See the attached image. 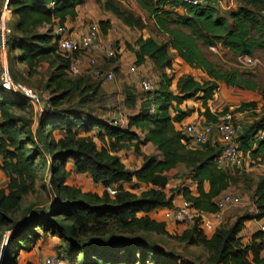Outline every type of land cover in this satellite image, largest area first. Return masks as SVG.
Here are the masks:
<instances>
[{"label": "trees", "instance_id": "trees-1", "mask_svg": "<svg viewBox=\"0 0 264 264\" xmlns=\"http://www.w3.org/2000/svg\"><path fill=\"white\" fill-rule=\"evenodd\" d=\"M118 1L106 0L103 8L132 28L147 27L125 11ZM136 1L155 20L157 30L167 39L159 43L151 36L141 35L134 44L127 42L126 48L135 54L138 66L149 58L158 68H168L171 74L163 73L159 88L146 92L140 111L129 116L126 127L96 119L85 121L78 113L70 114L62 108L73 92L86 95L90 90L96 92L101 88L98 83H88L85 75L73 81L66 77L69 59L60 53L53 32L56 23L65 24L68 19H76L77 7L86 0L9 1L15 21L10 25L13 33L8 51L11 50V54L17 52L12 59L26 64L31 75L44 59L52 58L54 71L48 84L60 92L49 98V107L53 106L54 114L44 112L35 130L33 118L15 113L16 109L24 110L27 101L31 100L18 92H8L0 85V170L8 178L6 185L0 187V238L3 228L9 226L12 230L1 264H18L21 252H31L43 236L52 233L53 236L60 234L63 239L67 237L71 243L79 237L86 238L84 245L74 246L66 258L59 254L67 264H197L178 260L161 249H150L127 235L136 231L167 234L165 221H158L148 213L160 206L173 205V195L166 191L170 182L168 172L180 163L190 167L197 183L195 192L186 187L180 194L198 209L218 210L217 197L237 182L236 176L227 174L217 164L221 149H192L185 145L191 138L177 129L175 123L184 121L195 110H179L176 105L190 99L199 100L204 108L201 115L210 122H217L229 112L227 108L213 112L209 105L216 99L220 83L258 91L264 101V86L251 72L217 65L207 58L200 46L221 45L242 57L252 56L258 50L264 52V17L260 14L264 11V0H236L240 5L229 13L231 21L212 4L215 0L205 6H194L181 0ZM167 6H173L175 10L166 9ZM47 25L48 29L41 31L40 28ZM99 26L101 32L107 34L111 23L100 20ZM169 48L187 63L204 69L213 79L200 81L192 73L183 74L177 80V91L172 90L176 75ZM114 70L118 71L119 67ZM13 77L17 79L15 75ZM137 101V95L127 90L125 103L136 108ZM257 108L258 101L252 100L242 102L236 110ZM58 110L63 113L58 115ZM77 128L86 133L98 128L96 136L101 145L93 136H79ZM252 130L251 135H239L238 141L254 162H261L264 160V138L258 139L257 135L264 133V112L254 121ZM55 131L60 137L55 136ZM136 131L144 138L140 139ZM256 141L258 144L253 147ZM148 142L155 145L157 152L143 155L140 146ZM132 147L143 155L144 160L141 167L133 170L118 155L119 151ZM46 152L50 154L49 181L54 202L46 211L37 210L25 220L15 222L13 214L21 207L24 196L32 193L42 167L39 160ZM70 160L74 161L76 172L88 173L95 183L104 187L137 180L151 184L152 188L139 196L123 189L121 184L116 186L115 196H110L106 190V197L82 194L67 183ZM206 182L208 190L205 189ZM253 201L257 208L254 216L243 213L229 227H224L223 223L211 236L204 234L196 222L185 231L184 237L202 245L209 253L208 260L215 264H264L261 256L264 232L257 231L248 243H243L240 236L247 221L264 219V176L256 183Z\"/></svg>", "mask_w": 264, "mask_h": 264}, {"label": "rangeland", "instance_id": "rangeland-1", "mask_svg": "<svg viewBox=\"0 0 264 264\" xmlns=\"http://www.w3.org/2000/svg\"><path fill=\"white\" fill-rule=\"evenodd\" d=\"M224 1L225 7H223L222 9L226 11L235 10L240 5L236 0ZM118 4L125 11L134 15L135 18H139V20L143 21L145 23L144 25H146L147 27L143 30L140 28H132L122 22L115 14H112L109 11L107 12L103 8V6L100 5V3H93L91 5L90 15L92 18L87 20V22L85 21L87 28L89 29L94 24H99L100 20H96L98 17H105L107 20H109L111 23V28L109 29V32L107 34H103L101 32V38L114 43L115 48L118 50V53L116 54V57H110L111 59L117 58L116 61H112L110 60V58H104L99 54L96 55L95 51H92L88 54H83L81 56L83 59L81 72L79 74H66V77L72 81L77 79L78 77H81L82 75H85L88 83H98L101 85V88H99L96 92H94V90H90L86 95H83L84 93L81 94L80 92L75 91L66 101L63 102L62 108H64L65 111L70 114H72L73 112L78 113V115L82 116L85 121L96 119L102 122L115 123L118 121L120 123L121 119H125V116L128 114V110L134 109L125 103L127 90H131L133 93H135L138 97V103H142V100L146 97V91L141 88L137 75L130 69L131 65H136L140 73H142L143 76L151 81L153 85V89L151 91H155L159 87L160 81L162 79V71L158 69L152 61L148 60L144 65L138 66L136 64V58L134 54L126 48L127 42L134 44L136 39L141 35L148 37V35L150 34L157 40H163L164 36L157 30L155 20L150 17V15L146 11L141 9L136 0H119ZM84 6L85 8H88L89 4L86 3ZM84 6L80 8L79 14L84 15V13L82 12V10L85 11ZM228 6H230V8H227ZM7 8L9 9V12L6 15L7 20H9L11 19V17H13V12L9 8V5L7 6ZM260 14L262 15V17H264V11ZM10 21L7 22L9 25L12 24ZM68 29L70 30L71 28L68 27ZM205 51L210 56L212 61H214L217 65L226 69H240L242 71L244 70L251 72L261 83V85L264 86V52L262 50H258L254 55L250 56L251 59H249V57L236 56L229 50L221 47H205ZM11 55V50L8 51L7 48L6 55L3 54V56H6L8 60L9 58H11ZM83 56L85 57V63ZM93 57L97 59L96 64L90 63V59ZM180 59L181 58L176 55V76L192 73L200 81H204L209 78V75L205 71L189 66L187 63ZM115 66L119 67L118 71L114 70ZM52 67L53 59L48 57L40 63L39 67L34 73L30 75L28 71L27 75L23 76L22 74H20L22 77H16V80L33 87L35 90H37V92L41 96V99L44 100L45 94L51 97L52 95L60 92L57 87L50 86L48 84V79L51 73L54 71ZM9 70L13 76L14 73L12 72L11 65L9 67ZM109 72H113L115 77L113 80L107 78V74ZM167 72L169 75L171 74V71L167 70ZM220 85L221 86L218 90V97L214 102L211 103L212 111L219 112L225 108L229 109V112L232 113L233 119L238 127V135L253 134L252 124L264 112V101L261 97V93L258 91H246L235 87H227L224 83ZM172 89L175 91L177 90L174 85ZM256 94L259 95L258 99L251 97V95ZM82 95L85 97H82ZM253 99L258 100V108L256 110H236L242 102L252 101ZM186 108H193L195 110L190 121L204 122L205 118L203 117V115H201V112L204 111L201 101L192 99L187 102ZM53 109V106L51 108L48 105H43L40 102L37 103L31 100L27 101L24 110L16 109L15 113L20 116L33 118L34 120L36 116V119L39 120V118L44 115V112H48L51 115L54 114ZM58 111V115L63 113L60 110ZM77 130L79 136H93L96 142L101 145V142L96 136L98 128H94L89 133L84 132L82 128H77ZM214 137H216L215 139L224 141L223 138L219 135H216ZM123 150L125 156H128L131 153L133 154V151L130 149ZM39 162H41L42 167L39 171L37 179L34 181V188L32 190V193L24 196L21 207L13 214V219L15 222L25 220L30 213H35V211L37 210L46 211L49 204L54 202L53 188L49 181V152H46L45 157L43 159L41 158ZM135 164L137 165V162H135ZM169 177L171 181L168 184L166 191L169 195H173L174 200L178 198L180 193L188 185L191 184L189 180V171L181 174H169ZM87 180V176H81L78 174L73 175L70 170L67 183L71 187L78 189L82 194L90 193L93 195H99L100 197L107 196V193L105 192V190H101V187H95L94 189L89 188L91 187L92 183L94 184L95 182L93 179H91V182L88 184ZM244 182L248 190L246 191L249 192V183L247 182V180ZM5 183L6 181H0V187L4 186ZM115 186L120 187L119 184H116ZM128 186L132 189H135L137 193L131 192L129 190L128 191L138 196L152 188L151 184H142L141 188V185L135 181ZM234 186L235 189L229 191H231L235 195H239L238 181L236 184H234ZM121 187L124 189L123 185ZM246 202H248V204H243L241 202L239 205L228 207L229 212L234 214H242L248 211L252 203V199H248L246 200ZM139 215H144V213H139ZM164 223L166 226L167 234H159L153 231H136L135 233L128 234L127 237H129V239L143 242V244L147 245L150 249L156 248L161 249L166 253L168 252L170 253V256L177 257L178 260L181 259L182 261H187L190 263L193 262L197 264H215L214 262L208 260L209 253L202 245L193 243L189 240V238L184 237L185 231L191 229L193 225L190 224L186 227H182L179 225L174 226L173 222V224L167 222ZM229 226L230 224L228 223H225L224 225V227ZM252 230L253 228L248 229L249 232ZM11 232L12 230L9 226L3 228L2 237L0 238V253L6 249V243L9 236L11 235ZM56 237V253L65 258L74 246L77 245L82 247L84 245V240H86L85 237H79L77 239H74L75 243H71L67 237L63 239L58 233L56 234ZM107 237L108 235L105 236L104 239H106ZM44 255L45 254H42V256L39 255V251L37 250H34L32 252L23 251L19 256L18 264H42ZM150 257H153V254H151ZM145 264L151 263L145 262Z\"/></svg>", "mask_w": 264, "mask_h": 264}, {"label": "built area", "instance_id": "built-area-1", "mask_svg": "<svg viewBox=\"0 0 264 264\" xmlns=\"http://www.w3.org/2000/svg\"><path fill=\"white\" fill-rule=\"evenodd\" d=\"M10 0H0V85L8 92H18L33 102H40L50 106L49 95H44V100L33 87L17 81L9 70V63L6 56L9 40L12 36V27L7 23V13L9 9ZM184 3H188L194 6H205L211 0H181ZM49 25L46 26L48 29ZM53 32L57 37L58 47L60 53L67 59H69V74H79L82 68V55L88 54L97 48L104 58H110L116 55V49L110 41L101 38V29L99 24H94L85 33L80 36L73 35L72 30L68 29L66 24L56 23L53 26ZM249 57L250 56H244ZM91 64H96L97 59L95 57L90 59ZM130 69L135 72L139 79L141 88L144 91H151L153 85L149 79L140 73L136 65H131ZM107 78L113 80V72L107 74ZM124 119H121L120 123L117 121L114 124L123 127ZM179 129L196 143H207L211 136L219 135L225 139V144L221 147V153L218 157V162L235 161L241 163L243 160V152L241 145L238 141V127L233 119L232 113L228 112L222 115L217 122H201L191 121L186 124H182ZM257 138H263V133H258ZM110 196H115L117 193L116 186H105ZM241 197L234 193H224L217 197L216 203L218 210L214 212L204 211L196 208L193 204L181 198L179 203H173L170 207H158L157 213H162L163 221L173 222L176 224L190 225L198 222L199 228L206 235H212L216 229L224 223L225 211L228 207L236 206L241 203ZM260 230L264 232V223L260 225ZM42 264H67L59 254H48L43 258Z\"/></svg>", "mask_w": 264, "mask_h": 264}, {"label": "crops", "instance_id": "crops-1", "mask_svg": "<svg viewBox=\"0 0 264 264\" xmlns=\"http://www.w3.org/2000/svg\"><path fill=\"white\" fill-rule=\"evenodd\" d=\"M106 0H87L86 3L89 4V7L88 8H85V4L83 5H80L77 7V11H78V16L76 17V19L74 20H70L68 19L66 21V25L68 27L71 28L72 32H73V35L75 36H80L82 33H85L87 31V26H86V23L85 21L87 22V20H89L91 17L90 15V9H91V5L93 3H100V5L103 6V3L105 2ZM212 4L219 9V11L221 12L222 15L226 16L229 21H231V18L229 17V13L232 11H226L224 9H222L223 7H225V1L224 0H215L212 2ZM84 6L85 8V11L82 10V12L84 13L83 14H79V10L80 8H82ZM227 8H230V6H228ZM87 9H88V12H87ZM166 9H169V10H175L173 6H167ZM177 11L179 12H182L181 9H176ZM108 12V11H107ZM110 12V11H109ZM113 14V13H112ZM109 16V15H108ZM107 20L105 17L104 18H97L96 20ZM11 20V21H10ZM8 21H10L11 23L14 24V16L11 17V19H9ZM9 22V23H10ZM11 25V24H10ZM41 31L45 30L46 29V26L45 27H42L40 28ZM143 30V29H142ZM160 34H162L164 36V39L163 40H157L155 37L151 36L150 34L148 35V37H153L157 42L161 43L163 41H166L167 37L165 36L164 33L160 32ZM146 38V36H144ZM112 43V42H111ZM114 45V43H113ZM203 52L206 54L207 58L210 59L212 61V59L210 58V56L206 53L205 51V47H208V48H212V47H221V45H217V46H206L204 44H201L200 45ZM115 47V45H114ZM116 49V48H115ZM227 50V49H226ZM95 51V54H99L100 56H102L101 52L95 48L94 49ZM99 51V53H98ZM17 52H14L12 53L11 55V58H9L11 61V68H12V72L14 73V75L16 77H22L20 74H22L23 76L24 75H27L28 74V68L25 64L17 61V60H13L12 59V56L13 54L15 55ZM118 53V50L116 49V54ZM134 54V53H133ZM169 54L173 57V67L175 69V58H176V55L181 58L177 52L172 49V48H169ZM135 56V54H134ZM84 57V56H83ZM103 57V56H102ZM116 57V55H115ZM136 58V57H135ZM9 59H8V63H9ZM150 60L149 58H147L146 62ZM180 60H183L182 58ZM151 61V60H150ZM184 61V60H183ZM185 63H187L186 61H184ZM214 62V61H213ZM84 63H85V57H84ZM144 63V64H145ZM215 63V62H214ZM143 64V65H144ZM189 66H192V67H195L196 69H201L203 71H205L204 69L196 66V65H192V64H189L187 63ZM155 65V64H154ZM142 66V65H141ZM116 67V66H115ZM114 67V68H115ZM157 67V66H156ZM158 68V67H157ZM162 71V74L163 73H167V70H169L168 68H158ZM170 71V70H169ZM207 73V72H206ZM161 74V76H162ZM208 74V73H207ZM183 75V74H182ZM182 75H177L173 81V84L171 86V89L173 87V85L176 87L177 89V86H176V83H177V80L179 79L180 76ZM209 75V74H208ZM162 78V77H161ZM208 79H213L211 78V76L209 75V78ZM161 83V82H160ZM222 84V83H220ZM160 86V85H159ZM221 86V85H220ZM225 86H227L225 84ZM227 87H232V86H227ZM159 88V87H158ZM235 88H238V87H235ZM220 89V87H219ZM240 89V88H239ZM173 90V89H172ZM242 90V89H241ZM175 91V90H174ZM177 91V90H176ZM175 91V92H176ZM246 91H252V90H246ZM218 97V92L216 94V99ZM252 98H259V95L256 94V95H251ZM215 99V100H216ZM192 100V99H190ZM190 100H187L185 101L183 104H177L176 107L177 109L179 110H185L187 109L186 108V105H187V102L190 101ZM215 100H212L209 102V105H210V108H211V103L214 102ZM255 100V99H253ZM255 101H258V100H255ZM140 105H141V102L138 103L137 101V106L136 108L134 109H131V110H128V114L125 116V119L123 121V127H126L127 124H128V119H129V116L130 115H134V114H137L139 111H140ZM214 112V111H213ZM204 117V116H203ZM192 118V115L189 116L188 118H186L184 121L182 122H176L175 123V126L177 129H179V127H181L182 124H186V123H189L191 122L190 119ZM205 118V117H204ZM204 122L206 123H209V120H207L206 118L204 119ZM38 127V120L36 119V116H35V120H34V125H33V128L36 130ZM139 133V131H136ZM55 136L56 137H60V134L58 133V131H55L54 132ZM140 139H143L144 136L143 134H140ZM216 135H213L211 136L210 140L207 142V143H204V144H199V143H196L194 142L193 140L190 139V141L188 142H185V145L189 148H192V149H206L207 147H212V148H215L216 151H218V149H221V147L225 144V139L223 138L224 141L222 140H218V139H215L216 137H214ZM263 138H264V133H263ZM258 144V141L254 142L252 145L253 147H256ZM141 153H143V155H150V154H154L157 152V149L155 147V145H153L151 142H148L146 144H141ZM242 149V148H241ZM130 150L133 151V154H129L128 156H125V153L123 152L124 150H121L118 152V155L121 157L122 161L126 164V166L128 168H131V169H137L139 167H141V165L143 164V155L140 154V153H137L134 148H130ZM131 151V152H132ZM243 152V160L241 163H238V162H235V161H224V162H218L217 161V164L220 168H222L227 174L229 175H233V176H236L237 177V181H238V184H239V188H238V192H239V195L241 197V201L243 204H248V202H246V200L248 199H252V203L248 209V211L244 212V213H249L250 215L254 216L256 213H257V208H256V205L253 201V192L256 188V183L258 182L259 178L264 176V160L261 161V162H254L250 156V154L248 152H244V150H242ZM1 162V161H0ZM135 162H137V165L135 164ZM68 170H71V173L74 174H78V175H81V176H87V183L89 184L91 181V176L88 174V173H77L76 172V168H75V165H74V161L73 160H70L69 163H68V166H67ZM189 171V180L191 182L190 185H188L187 187H189L193 192L196 191V181L192 178V171L190 170V167L187 166V164H184V163H180L176 168H173L172 170H170L168 172V174H176V173H185ZM89 176V177H88ZM7 176L5 175V173L0 170V181H6L7 183ZM249 183V192H247V188H246V185H245V182L246 181ZM135 182L139 183L141 185V188H142V184L143 185H149V184H146V183H143V182H140V181H137V180H134ZM134 181L132 182H126V181H121L119 184L123 185L125 189L131 191V192H136L135 189H132L131 187H129L128 185L133 183ZM171 181V179H170ZM6 183L4 184V186L6 185ZM170 183V182H169ZM237 182L233 183L232 185H230L226 190H224L221 194H224V193H232L231 191L229 190H233L235 189V186L234 184H236ZM93 185V186H92ZM91 187L89 188H102L101 190H104V186L100 183H92ZM87 186V185H86ZM150 187V186H148ZM146 187V188H148ZM93 189H89V190H93ZM137 189V188H136ZM205 189L208 190L209 189V184L206 182L205 183ZM99 190V191H101ZM138 190V189H137ZM247 190V191H246ZM137 193V192H136ZM243 194V196H242ZM184 196L182 194H180L178 196V198L174 199L173 200V203H179L181 198H183ZM244 201V202H243ZM164 208V207H163ZM161 212L160 213H157L156 212V209L152 210L151 212H149V215L158 220V221H163V217L161 216ZM243 214V213H242ZM242 214H234V213H231L229 212V210L227 209L225 211V215H224V224L225 223H228V224H233L236 220V218ZM167 223H172V222H167ZM264 223V219H260V220H257V219H251L249 221L246 222V226L245 228L243 229V231L241 232L240 236L242 237V242L243 243H248L250 241H252L253 237H254V234L260 230V225ZM173 224V223H172ZM175 226V224H173ZM176 225H179V226H188V225H185V224H176ZM192 225V224H191ZM249 228H253L252 231H248ZM210 236V235H209ZM56 236H52L51 234H48V235H45L41 238V240L38 242L37 246L32 250H37L39 251V255L42 256V254H45L44 257L48 254H52V253H56L57 249H56V246H57V243H56ZM31 251V252H32ZM261 256L264 257V249L261 251ZM43 257V258H44ZM43 260V259H42Z\"/></svg>", "mask_w": 264, "mask_h": 264}, {"label": "water", "instance_id": "water-1", "mask_svg": "<svg viewBox=\"0 0 264 264\" xmlns=\"http://www.w3.org/2000/svg\"><path fill=\"white\" fill-rule=\"evenodd\" d=\"M6 245H7V243H6ZM3 252H4V251H3ZM3 252L0 253V264H1V260H2V258H3Z\"/></svg>", "mask_w": 264, "mask_h": 264}, {"label": "clouds", "instance_id": "clouds-1", "mask_svg": "<svg viewBox=\"0 0 264 264\" xmlns=\"http://www.w3.org/2000/svg\"><path fill=\"white\" fill-rule=\"evenodd\" d=\"M157 208H158V207H157ZM157 208H156V209H157Z\"/></svg>", "mask_w": 264, "mask_h": 264}]
</instances>
